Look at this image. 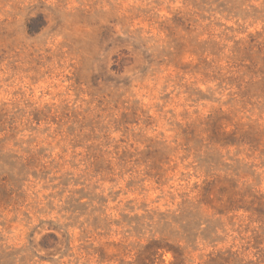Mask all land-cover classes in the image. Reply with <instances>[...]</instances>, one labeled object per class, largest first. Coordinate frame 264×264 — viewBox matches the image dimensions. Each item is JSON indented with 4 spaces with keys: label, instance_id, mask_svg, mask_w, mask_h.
I'll list each match as a JSON object with an SVG mask.
<instances>
[{
    "label": "rangeland",
    "instance_id": "1",
    "mask_svg": "<svg viewBox=\"0 0 264 264\" xmlns=\"http://www.w3.org/2000/svg\"><path fill=\"white\" fill-rule=\"evenodd\" d=\"M0 264H264V0H0Z\"/></svg>",
    "mask_w": 264,
    "mask_h": 264
}]
</instances>
